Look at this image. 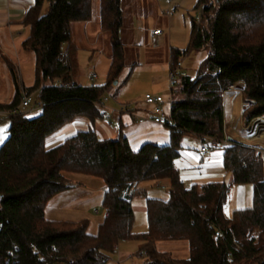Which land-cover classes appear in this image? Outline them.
Instances as JSON below:
<instances>
[{
    "label": "trees",
    "instance_id": "obj_1",
    "mask_svg": "<svg viewBox=\"0 0 264 264\" xmlns=\"http://www.w3.org/2000/svg\"><path fill=\"white\" fill-rule=\"evenodd\" d=\"M199 7V21L189 15L186 47L169 54L175 69L190 53L206 52L192 76L179 75L170 86L169 143H144L133 151L121 124L115 138H100L92 127L103 118L99 104L126 64L122 0H98L110 64L104 84L86 86L71 80L70 43L72 26L91 20L92 0H33L21 21L27 29L21 47L34 59L30 87L21 86L14 65L0 52L13 85L11 99L0 103L8 115L0 144V264H106L118 243L128 240L140 242L137 252L146 264H264V154L236 141L223 149L221 164L231 182L252 187L251 205L229 218L223 214L227 183L185 187L174 167L184 135L225 137L223 95L229 86L242 84L244 124L264 119V0H196L192 10ZM128 67L123 82L136 63ZM22 90L36 93L30 105L39 106L37 116L20 109ZM75 120L88 126L46 146L51 135ZM65 174L97 178L104 185V216L95 234L87 232V219L45 218L49 200L72 187ZM162 180L168 182L166 199L147 197L138 188L140 182ZM137 196L145 199L142 233L132 232L131 201ZM216 231L221 235L214 239ZM160 240L187 241L188 257L157 251Z\"/></svg>",
    "mask_w": 264,
    "mask_h": 264
},
{
    "label": "rangeland",
    "instance_id": "obj_2",
    "mask_svg": "<svg viewBox=\"0 0 264 264\" xmlns=\"http://www.w3.org/2000/svg\"><path fill=\"white\" fill-rule=\"evenodd\" d=\"M129 1L125 0V5L123 6V8L127 9L126 11H124V23L122 27V33L120 35L121 41L124 44L126 64L117 80V84H112L111 88H109V90L107 91V95L109 96V100L107 102L113 105L116 104L118 105L117 107L121 105H129V107L133 109V107H137L138 103L143 100V96L147 93L153 95H161L166 101L171 98V85L169 79L170 67L169 63H167L168 55L166 51L170 47L177 49H183L186 47L189 38V13L186 11V6H184V8L177 7L176 9H173V5H175V3L169 5L167 0H159L160 10L164 11L165 9L169 8L171 14L168 18L161 17L162 20L158 23V25L163 28V32L159 37L160 39H158L157 37L155 41H160L162 44L155 45L153 44V41L149 39L148 35H132V29L134 32V26L133 24L131 26V13L137 12V10L135 6L129 7ZM95 12L96 0H92V31L90 33L84 34L81 32L80 27L75 28L74 25L72 27V36L70 43V51L73 53L71 64V80L83 86L89 84H104L106 82V75L110 64L108 34L102 32L98 27L99 24L97 22L95 23ZM195 12L196 10L193 12V15L196 14ZM165 20H167V24ZM146 23L149 29H151L154 25L152 19H147ZM63 49H66L65 45L63 46ZM29 54L31 55V57H33L32 53L29 52ZM205 55V51L190 53L183 59L182 69L185 70V73L187 72V74L192 76L195 72L196 64H198L197 62L203 59ZM132 63H136V67L134 68L130 76L126 79V81L123 82V79L125 78L129 68L128 65ZM20 72L21 76L23 75L22 79L25 88L30 87L34 80V62L32 63L28 60H26L25 63L23 62ZM91 74H95L96 78L90 80ZM17 75L19 76V73ZM8 76L10 77V74ZM241 88L242 84L239 83L234 89V91L238 90V92H226L223 95L226 120L228 119V115L230 113V97L233 104V113L236 116L240 114V107H244L246 105L244 102L241 103V99H239L238 97L240 96L239 91ZM5 91L6 78L1 72L0 96H2ZM35 95L36 93H32L33 98H35ZM172 97H174V95H172ZM112 120L113 121L110 127L116 129L117 124L115 122V119L113 118ZM96 123V125H98L99 127H102L103 129L106 128L105 124H103L100 119H98ZM6 129L7 120L0 121V138L5 136ZM60 132L61 130L56 132V134ZM106 133L107 136L111 134L109 133V130H107ZM247 141L248 140H246V142ZM181 142L182 144L184 143L192 148L201 141H199L197 138H193L190 135H184ZM207 143L208 142L205 141V143L203 144ZM239 143L245 144L243 142ZM251 143H254V145L251 147L255 148V151H264V134L254 138ZM65 178L68 183L72 185V187L61 192V194L59 193L60 195L56 197L54 196L55 198H51L52 200H49V212H47V217H50V209H53L54 207L59 205L63 209H66L71 205L70 201L74 200L76 201V203H79L77 204V207L79 208H76L74 210L71 209L69 212L63 211L62 214L64 215L61 217L68 218V220H76L82 216H86L85 218L88 220L87 232L89 234H95L98 225L97 223L101 222L104 214V210L102 209L100 202L102 196L98 191L89 192L83 189L80 183L85 184L88 187H94L96 189L97 183H102L101 180L93 177L75 174H65ZM201 184H203V182L198 183V185ZM227 184L229 196L231 195L234 199H236V195L234 193L235 188L233 186H230L231 183L227 182ZM190 185L188 183H185V187H189ZM147 195L149 197L162 199L167 196V189H161L160 187L149 188L147 190ZM251 197L252 187L251 185H247L244 195V198L246 199V207L251 205ZM144 202L145 199L143 196H137L132 199L131 206L134 215L132 226L133 233H141L146 231L147 219ZM95 210H97L98 212H95ZM252 233L255 237H257L258 230L255 229ZM139 245L140 242L135 240L119 242L118 246H116L114 252L110 255L109 260L106 264H146L145 255H139V253L137 252ZM155 249L159 252H166L170 254V256L174 259H185L189 254L188 242L185 240H160L156 243ZM119 252H124L122 257H120Z\"/></svg>",
    "mask_w": 264,
    "mask_h": 264
},
{
    "label": "crops",
    "instance_id": "obj_3",
    "mask_svg": "<svg viewBox=\"0 0 264 264\" xmlns=\"http://www.w3.org/2000/svg\"><path fill=\"white\" fill-rule=\"evenodd\" d=\"M195 1L196 0L175 1V5H173V9H176L177 7L184 8V6H186L187 7L186 11L189 13V15L190 14L193 15L194 11L192 10V7ZM32 3L33 0H0V52L14 65L16 71H18L19 73L18 78L22 87H25L22 79L23 75L21 76V72H20L22 68V64L23 62L25 63L26 60L31 61L32 63L34 62V59L33 57H31L29 52L23 50L21 47V42L27 35V29L21 25V21L24 17L25 12L32 5ZM97 5H98V0H96V12L94 13V16L96 18L94 19V21L95 23L97 22L99 24ZM124 5H125V0H122V9H124L123 15H124V11H126L127 9V8H123ZM129 5H130L129 7L135 6L137 10V12L131 13V19H130L131 26L132 24L134 26V32L132 29V35H141V36L148 35L149 39L153 41V44L155 45L162 44L160 41L157 42L155 41L157 37L158 39H160L159 37L160 35H162L163 32V28L160 27L158 23L162 20L161 17L168 18L171 12L168 16L165 15L163 10H160L159 8L160 7L159 0H130ZM158 13L160 16L158 15ZM147 19H152L154 22V25L151 29L147 27V23H146ZM91 22L92 20L88 22L75 23L74 26L75 28L80 27L81 32L86 34L92 31ZM165 22L167 24V20H165ZM122 29L120 30V35L122 33ZM154 29L161 30V33L156 36H151V31ZM171 48L172 47L168 48V50L166 51L168 55V59ZM197 63H199V61ZM197 65L198 64H196V67ZM1 72L6 78V91L2 96H0V103H4L11 99L13 95V85L11 82V78L8 76L9 75L8 69L2 60H0V73ZM226 92L236 93L238 92V90L226 91ZM238 97L239 99H241V95ZM231 100L232 99L230 97L229 98L230 113L228 115L227 120L225 118L226 117L225 106L223 102L224 136L230 141H239L248 144L249 146H253L254 143H251V141H253L254 138H256L257 136L264 134V119L257 117L250 120L248 124H244V121L242 120L241 117V111L244 107H240V114L236 116L233 113V108H232L233 104ZM117 106L118 105L116 104L113 105L107 102L105 104V107L108 109L104 110L100 108L101 112L103 113V118L100 119V121L103 122V124H105L106 128L103 129L102 127H99L98 125H96L97 124L96 122L92 125L97 135L98 136L100 135L99 136L100 138H115L118 131V126L121 124L123 126L122 132L124 136L127 138L130 144V148L133 151H137L140 148V146L144 143H155L161 145L169 143L170 134L168 128L166 126L160 127L152 123V121L148 117L150 108L149 106L145 105L142 101L138 103L136 108L135 107H133V109H131L130 107L128 108V110L131 111V115L128 113L117 112L116 111ZM20 109L26 111L28 117H35L40 112V108H37V106H32L30 109H26V108H20ZM111 109H115V110L110 111ZM6 117H7L6 112L0 111V121L7 120ZM138 117H144L145 119L142 122H139ZM113 118L115 119V122L117 124L116 129L110 127ZM87 126H88L87 121L75 120L72 123L60 129L61 130L60 133L58 134L55 133L56 135L55 134L51 135L46 141V146L48 148H51L59 144L67 136H70L73 133H75L80 128L83 129L86 128ZM107 130H109V133H111L109 136H107L106 133ZM187 135H190L193 138H197L199 141L202 142L201 137L199 136L193 134H187ZM6 136L7 133L5 134V136L0 138V144L3 142ZM246 140L248 141L246 142ZM201 142L195 145V147L193 146L192 148L189 147V145H186L184 143L182 144L181 142L179 155L174 160V167L178 171L180 179L184 184V186L185 183H188L189 185L190 184L198 185V183H202V182L203 184L209 182L231 183L230 186L231 187L233 186L235 188L234 193L236 195V199H234L231 195L229 196L228 194L226 202L223 205V214L226 218H229L234 210L246 208V199L244 198V195L248 184H233L231 182L232 178L230 173L225 171L222 167L221 164L222 151L215 150L212 152H208L206 154L201 153L199 150L201 146ZM80 184L82 185L83 189L89 192H94V191L100 192L101 196L105 188L102 183H97L96 189L94 187H88L82 183ZM167 185L168 182L166 180H162L157 183H154L153 181H148V182H140L138 184V188L141 191H144L145 195L149 197L147 195V190L149 188L160 187L161 189H167ZM60 194H57L56 196ZM151 198H156V197H151ZM166 198L167 196L162 199H166ZM70 203L72 206L70 205L66 209H63L62 207H60V205L54 207L53 209H50L49 218L47 217V212H49L48 211L49 207L47 204L45 208V218L51 221H73V222L79 221L81 219H86L85 218L86 216H82L76 220H68V218H62L61 216L64 215L62 214L63 211L69 212L71 209L74 210L76 208H79L77 207V204L79 203H76V201L71 200ZM95 212L98 211L95 210ZM99 223L100 222H98L97 224ZM123 254L124 252H119L120 257H122Z\"/></svg>",
    "mask_w": 264,
    "mask_h": 264
},
{
    "label": "built area",
    "instance_id": "obj_4",
    "mask_svg": "<svg viewBox=\"0 0 264 264\" xmlns=\"http://www.w3.org/2000/svg\"><path fill=\"white\" fill-rule=\"evenodd\" d=\"M175 1H178V0H167L169 5L175 3ZM201 9L202 7H199L195 12L196 13L195 19L197 21H199L201 18V13H202ZM163 12L165 15L168 16L170 14V9L167 8ZM160 33H161V30L154 29L151 31V36H156V35H159ZM183 59L184 58H181L180 60H178L177 66L175 69H170L169 71L170 85L173 84L177 76L186 74L185 71L182 70ZM94 78H96V75L91 74L90 80H93ZM235 87L236 86H229L227 91H234ZM108 100H109V96L106 94L103 97L101 103L99 104V107L104 110L108 109L105 107V104ZM31 101H32V95L26 94L25 91L22 90V98H21L20 107L30 109L32 107L30 105ZM142 102L145 105L149 106L150 108L148 117L152 121V123L160 127H165L171 123L170 112H171V107H172V97L168 101H166L161 95H153V94L147 93L143 96ZM37 108H39V106H37ZM128 108H129V105L128 106L121 105L117 107L116 111L119 113H128L131 115V111L128 110ZM114 110L115 109H111L110 111H114ZM144 119H145L144 117H138L139 122H142ZM201 140H202V144L199 150L201 153H204V154L215 151V150L223 151L225 147L233 145V142L228 140L226 137L219 139V138L211 137V136H203L201 137ZM205 141H207L208 143L203 144L205 143ZM256 152L264 154L263 150H257ZM220 235H221L220 232L216 231L213 235V238L216 239ZM229 257L230 255H228V258Z\"/></svg>",
    "mask_w": 264,
    "mask_h": 264
}]
</instances>
